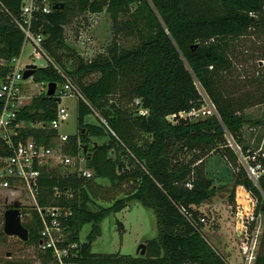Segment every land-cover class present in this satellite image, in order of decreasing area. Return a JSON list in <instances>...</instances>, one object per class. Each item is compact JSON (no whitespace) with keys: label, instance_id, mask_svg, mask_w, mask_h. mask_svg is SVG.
Here are the masks:
<instances>
[{"label":"trees","instance_id":"16d2710c","mask_svg":"<svg viewBox=\"0 0 264 264\" xmlns=\"http://www.w3.org/2000/svg\"><path fill=\"white\" fill-rule=\"evenodd\" d=\"M59 3L64 7L49 14L38 13L31 29L44 36V48L83 96L77 100V131L69 135L65 149L71 154L83 151L93 177H61L55 170L52 179L41 180L39 203H47L55 186L75 191L74 217L69 222L73 231L69 240L80 244L75 262L226 264L203 234L204 215L198 208L211 203L226 185H214L209 178L205 168L207 157L218 154L236 166L234 152L224 146L225 130L242 140L246 149L244 127L262 122H250L242 106L225 94L221 77L233 66L232 42L264 24V0H61ZM104 8L112 22V41L105 53L85 62L65 43L62 26L85 10L101 12ZM16 20L21 21V0H0V60L4 61L0 62V84L25 43V34ZM132 34L138 37L137 44L122 48L118 38ZM92 75L97 76L91 78ZM33 78L44 83L62 81L51 64L37 68ZM197 82L215 104L218 115L193 121L180 118L176 124L170 123L168 115L202 105ZM136 97L148 109L147 115L138 113L139 106L133 104ZM57 104L55 97L36 96L20 117L47 123L56 117ZM92 113L98 117V124L85 121ZM26 135L49 144L56 131L46 126L29 129ZM232 177V191L237 185L249 188L258 199L257 212L264 211L262 193L245 172L241 170ZM92 180L108 193L119 191L111 205L97 212L88 206L93 201ZM261 186L264 188V176ZM131 202L152 209L157 217L159 233L144 242L145 254L93 253L92 244L101 235L102 220ZM37 218L36 214L31 223L24 224L28 230V240L23 242L26 246L36 245L39 240ZM86 224L91 226L83 241L79 234ZM0 236L7 237L3 233ZM10 256L6 260L0 258V264H34L29 259L13 260ZM254 264H264V251L258 252Z\"/></svg>","mask_w":264,"mask_h":264},{"label":"built area","instance_id":"2783aa9c","mask_svg":"<svg viewBox=\"0 0 264 264\" xmlns=\"http://www.w3.org/2000/svg\"><path fill=\"white\" fill-rule=\"evenodd\" d=\"M61 0H21V21L16 20L25 34V43L32 46L31 62L23 64L19 57L11 62L10 71L0 84V233L5 234V213L10 208L20 211V221L24 226L31 223L37 214L39 221V240L36 245H27L34 253L28 259L34 264H77L79 243L71 241L72 230L69 222L74 217L72 202L75 191L71 187L52 188L47 203L40 204L41 180L52 179L53 171L64 177L76 175L84 179L93 177V171L86 166L87 157L83 151L76 154L66 152L69 134L59 133L62 124L69 118V108L63 104L65 98H82L71 77L59 67L43 46L44 36L35 34L31 29L33 19L38 13L49 14ZM106 8L101 12L85 10L72 22L63 25L65 43L85 62L93 61L106 50L98 44L97 25ZM102 47V48H101ZM44 56L48 64L53 65L62 77L56 83L52 97L57 98L56 117L51 121H29L20 117L24 108L31 104L36 96L47 95L48 83L41 82L35 94L28 83L34 82L33 75L24 79L26 66L33 60ZM47 66V65H46ZM38 68V67H37ZM202 97V105L190 111L171 114L166 119L176 124L178 119L200 120L217 116V108L200 83H196ZM133 104L139 106L138 113L147 115L148 109L142 106L141 98H134ZM56 131L49 144L39 143L33 135H26L29 129L44 127ZM225 145L237 159L236 166L230 165L232 173L245 172L254 187L262 192L261 180L264 176V119L261 123L244 127L243 141L225 130ZM191 187L190 184H187ZM262 188V189H261ZM263 193V192H262ZM263 207H264V193ZM235 224L231 228L241 237V258L243 264H254L257 256V240L264 221V211L257 212L258 199L252 190L244 185L236 186ZM205 216L201 221L205 222ZM7 237H13L8 236ZM16 238V237H14ZM25 242V241H22ZM256 252V253H255ZM11 258V256H9ZM44 260V261H43ZM226 264H230L226 262Z\"/></svg>","mask_w":264,"mask_h":264},{"label":"rangeland","instance_id":"374dc122","mask_svg":"<svg viewBox=\"0 0 264 264\" xmlns=\"http://www.w3.org/2000/svg\"><path fill=\"white\" fill-rule=\"evenodd\" d=\"M97 30L96 38L98 44L106 50L113 38L112 22L108 14H103L97 25ZM118 41L122 48H129L137 44L138 37L133 34L130 36L122 35L118 38ZM32 49L29 43H24L19 55L23 64L31 62L30 54ZM230 54L233 66L230 71L223 72L221 77L223 88L226 90L225 94L242 106V112L250 122L263 120L264 76H261L264 75V61H262L264 58V24L249 30L245 35L234 40ZM33 61L38 68L48 65V60L44 56ZM0 62L4 63L1 60ZM96 76L92 75L91 78H96ZM30 84L33 87L32 92L35 94L38 92V88L43 86L41 82H35V80L32 83H28V86ZM63 104L69 108V118L65 124L61 125L59 133L75 134L77 131V100L73 97L65 98ZM85 121L92 124L99 123L98 117L94 113L88 114L85 117ZM206 160L205 168H207V174L212 179L221 181L226 185L220 194L216 195L214 200L209 203L210 205L203 208L206 220L203 222L205 225L201 226V230L209 243L223 256L225 263L243 264L240 255L242 239L231 228V225L233 227L235 224L236 205V187L232 191L231 186L233 173L230 165H233V162H229L220 155L212 153ZM105 181L103 180V182ZM91 182H93L91 193L93 201L88 203L91 211L97 212L101 207L111 205L113 198L119 196V191L113 190L108 193L104 188L97 187L94 183L96 182L95 180ZM262 192L264 193V188ZM222 223H225V225H222ZM120 224L123 225V228H120ZM90 226V224H86L80 231L79 237L81 240L84 241ZM100 226L101 235L92 244V252L96 254L121 253L136 256L139 255L137 254L138 246L147 240L155 238L159 233L155 212L137 202H131L128 207L120 212L107 214ZM263 236L264 221L257 240V254L260 251H264ZM33 253V249L26 247L20 239L0 236L1 259L6 260L10 254L13 260L28 259Z\"/></svg>","mask_w":264,"mask_h":264},{"label":"water","instance_id":"95a60500","mask_svg":"<svg viewBox=\"0 0 264 264\" xmlns=\"http://www.w3.org/2000/svg\"><path fill=\"white\" fill-rule=\"evenodd\" d=\"M63 7H64L63 3H56L54 5L55 9L58 8L61 9ZM36 69L37 66L34 64L27 65L26 70L24 71V79L34 75ZM55 89H56V82H49L47 96H53ZM84 150H86V148H84ZM4 231L6 235L16 237L21 241L28 240V230L25 226L21 224L19 209L10 208L6 211ZM145 252H146V245L145 243H142L137 248V254L144 255Z\"/></svg>","mask_w":264,"mask_h":264},{"label":"crops","instance_id":"0c3cea01","mask_svg":"<svg viewBox=\"0 0 264 264\" xmlns=\"http://www.w3.org/2000/svg\"><path fill=\"white\" fill-rule=\"evenodd\" d=\"M207 161V160H206ZM205 163H207V162H205ZM206 173H207V168H206ZM208 175V174H207ZM209 176V175H208ZM209 178H212V177H210L209 176ZM215 179H213V181H214ZM219 183H222L221 181H214V185H218ZM208 205H210V204H204V205H201L198 209L201 211V212H203V208L204 207H206V206H208ZM203 215H204V213H203ZM222 225H225V223H222ZM224 227V226H223Z\"/></svg>","mask_w":264,"mask_h":264}]
</instances>
